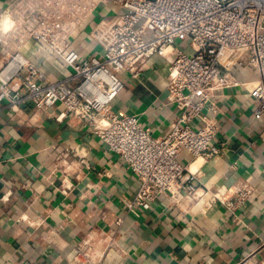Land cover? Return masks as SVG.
<instances>
[{"label": "crops", "instance_id": "crops-1", "mask_svg": "<svg viewBox=\"0 0 264 264\" xmlns=\"http://www.w3.org/2000/svg\"><path fill=\"white\" fill-rule=\"evenodd\" d=\"M12 0H0L2 17ZM118 11L100 9L72 39L81 57L97 56L89 32L100 18ZM7 47L0 34V65ZM47 80L71 72L42 47L24 52ZM168 64L153 56L136 79L121 74L123 87L112 109L135 115L153 137L164 138L176 110L166 91ZM215 143L220 154L198 158V190L222 193L247 185L253 191L233 214L207 196L185 200L186 210L157 199L140 215L124 201L137 180L116 155L59 105L36 110L30 101L14 111L0 103V264H68L76 251L99 264H245L264 251V137L251 119L243 91L226 89ZM64 112L60 118L61 113ZM85 160V165L80 160ZM180 160L189 162L183 155ZM209 192V193H208ZM109 247L111 250L108 251Z\"/></svg>", "mask_w": 264, "mask_h": 264}, {"label": "built area", "instance_id": "built-area-1", "mask_svg": "<svg viewBox=\"0 0 264 264\" xmlns=\"http://www.w3.org/2000/svg\"><path fill=\"white\" fill-rule=\"evenodd\" d=\"M100 7L118 13L94 23L89 37L99 54L81 57L72 39ZM0 34L7 47L0 103L8 100L14 111L23 101L42 111L59 105L82 122L135 175L134 196L124 201L135 215L159 198L186 210L185 200L207 196L197 189L189 163L220 154L214 141L223 90L249 96L252 122L264 137V0H12L0 17ZM32 45L45 48L71 74L47 80L24 55ZM153 56L168 64L166 91L176 110L164 138L153 137L135 115L112 109L121 74L136 79ZM183 155L190 161L183 163ZM252 195L247 185L229 187L209 193L205 207L218 204L233 214ZM68 264L99 262L78 250Z\"/></svg>", "mask_w": 264, "mask_h": 264}, {"label": "rangeland", "instance_id": "rangeland-1", "mask_svg": "<svg viewBox=\"0 0 264 264\" xmlns=\"http://www.w3.org/2000/svg\"><path fill=\"white\" fill-rule=\"evenodd\" d=\"M185 53H190V50L185 49ZM245 264H264V251L260 255L255 256L253 259H250Z\"/></svg>", "mask_w": 264, "mask_h": 264}, {"label": "bare ground", "instance_id": "bare-ground-1", "mask_svg": "<svg viewBox=\"0 0 264 264\" xmlns=\"http://www.w3.org/2000/svg\"><path fill=\"white\" fill-rule=\"evenodd\" d=\"M3 26L6 28L8 25H9V22L7 19H3V22H2ZM193 169V166L191 167ZM191 169V170H192Z\"/></svg>", "mask_w": 264, "mask_h": 264}]
</instances>
